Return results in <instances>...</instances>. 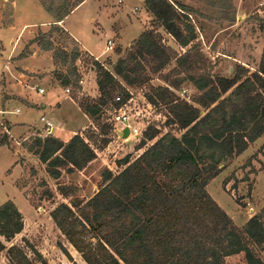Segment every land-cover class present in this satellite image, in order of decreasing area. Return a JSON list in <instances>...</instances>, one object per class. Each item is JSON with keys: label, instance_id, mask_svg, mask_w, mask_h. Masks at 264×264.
I'll return each instance as SVG.
<instances>
[{"label": "trees", "instance_id": "trees-1", "mask_svg": "<svg viewBox=\"0 0 264 264\" xmlns=\"http://www.w3.org/2000/svg\"><path fill=\"white\" fill-rule=\"evenodd\" d=\"M40 1L55 19L32 42L53 51L55 65L62 62L66 70L57 74L62 84L78 85L81 73L76 62L81 50L74 46L68 51L51 38L65 32L60 22L84 0ZM144 2L158 26L182 47L191 45L197 36L188 21L190 6L179 0ZM225 19L234 21L235 15ZM134 48L113 65L114 73L92 59L100 102L80 104L90 118L100 113V105L120 86L116 75L128 85L145 83L139 58L158 60L157 71L172 59L168 47L152 31L143 32ZM193 48L176 58L186 72L199 62H188ZM187 79L201 91L194 101L203 109L176 98L169 87L158 88L160 100L168 107V123L184 130L181 136L148 126L136 146L144 151L134 159L129 154L120 160L123 168L118 173L104 169L103 183L91 198L84 203H61L52 210L56 225L87 264H225L227 257L239 253H244L246 264H264V207L239 228L207 191L209 181L231 158L264 135V49L254 72L239 64L232 77L189 74ZM147 97L157 103L153 96ZM7 141L5 133L0 145ZM28 151L38 155L54 177L60 176L59 166H68L69 171L83 169L97 156L79 133L67 142L53 135L37 136ZM62 193L69 194L65 189ZM92 227L101 230L96 242L87 239L86 230ZM23 228L14 201L0 205V253L7 250L10 264H35L21 246L7 247ZM31 249L36 260L46 264L44 256Z\"/></svg>", "mask_w": 264, "mask_h": 264}, {"label": "rangeland", "instance_id": "rangeland-1", "mask_svg": "<svg viewBox=\"0 0 264 264\" xmlns=\"http://www.w3.org/2000/svg\"><path fill=\"white\" fill-rule=\"evenodd\" d=\"M144 1L88 0L65 18L62 26L83 35L94 50L103 49L108 39L115 42L112 51H104L97 59L112 73L115 63L128 56L130 50L135 51V42L145 31L158 36L170 50L172 59L157 71L158 60L139 58L142 62L141 76L146 80L142 85H128L116 75L120 86L113 91L111 98H106L105 104L100 105V113L85 124H75L71 128L95 148L96 158L83 169L69 171L68 166H59L60 176L54 177L39 156L28 151L37 137L35 127L29 131L30 134L20 131L12 136L7 133L6 127L11 123L8 118L18 121L29 117L26 109L22 114H9L7 118L2 116V112L14 109L18 103L15 85L23 60L35 66L36 73L26 74L33 89L36 85L44 87L46 92L56 89L68 104L99 103L101 93L96 83L97 73L92 67L94 56L82 50L65 28L63 33H54L51 39L56 46L66 45L68 51L78 46L82 53L76 63L84 83L62 84L57 79L60 69L66 70L62 62L55 65L53 51L43 50L32 42L40 29H49L46 23L55 18L40 0H0V137L8 134V143L0 148V205L13 200L24 221L23 230L7 243V247L13 244L21 246L35 264L41 263L36 260L31 246L44 256L46 264H87L56 225L52 210L61 203H84L91 198L103 183L104 169L118 173L123 168L118 164L120 160L129 154L134 159L144 151V148L137 149L136 146L148 126H157L162 134L171 132L181 136L184 132L178 125L168 123V107L160 100L158 88L169 87L176 98L203 109L194 101L201 91L187 79L189 74L232 77L239 64L250 72L259 68L264 49V29L261 27L264 0H179L192 8L188 21L196 28L197 37L188 47L179 45L165 28L157 25ZM135 6L138 8L134 10ZM127 9L134 10L132 15ZM232 14L235 15L234 21L225 19ZM147 15L150 19L146 18ZM133 18L144 21L143 30L136 37L138 31H128ZM191 46L194 48L188 62H199L192 63V69L186 72L176 58ZM178 82L181 83L178 85ZM68 86L70 93L65 91ZM124 89L129 92V97L125 96ZM148 95L153 96L157 103H151ZM123 110L131 116L132 124L140 128L139 137L123 138L116 133L118 125L114 122V115ZM40 113L38 110L32 112L41 126ZM63 189L69 194L64 195ZM207 191L239 228L259 213L264 207V135L246 152L231 158L209 181ZM86 231L87 239L92 242L97 241L95 236L101 232L97 227ZM261 254L264 257V252ZM0 264H10L7 250L0 253ZM225 264H246L244 253L227 257Z\"/></svg>", "mask_w": 264, "mask_h": 264}, {"label": "crops", "instance_id": "crops-1", "mask_svg": "<svg viewBox=\"0 0 264 264\" xmlns=\"http://www.w3.org/2000/svg\"><path fill=\"white\" fill-rule=\"evenodd\" d=\"M87 1L88 0H84L82 3L87 2ZM82 3H80V5ZM137 8L138 6L137 7L135 6L134 10ZM134 10H128V11L132 15L131 11H134ZM113 14H114V11L112 12V15ZM146 18L150 19L148 15L146 16ZM133 19H131L132 21L129 22L128 31L129 30L130 32L138 31L136 35L134 36L136 37L139 34V32L143 30L144 21L143 20L136 21L135 19L134 20ZM64 20L65 19H63V21L60 22L61 25L63 26H64ZM53 21L54 19L52 18L51 21H48L46 23V25L50 24ZM119 21L122 23L121 18L119 19ZM65 29L78 41L82 50L88 52L90 55L94 56L96 59H99L103 55V53H105L104 51H106L107 42L105 44V47H103V49L101 48L99 50H94V47L85 39L83 35L79 33L71 32L67 28ZM124 29H125V26L123 27L122 30ZM111 33L113 34V31ZM20 66H21V70L17 72L18 73V83L15 85V89L17 90L16 95L18 97L17 99L18 103L15 106L16 109L14 108L10 111L6 110L4 113L2 112V116L7 118L9 117L8 116L9 114L11 115L22 114L26 109V111L28 112L27 116L29 117H25L18 121L11 120L8 118V120L11 123L8 124L6 127L7 133L12 136L16 132H20V131L27 132L30 134L29 131L35 127L37 136H41L42 133L45 132L43 130L44 122L41 120V117L45 116L47 119L51 120L54 123V126L56 127V129H54L50 135L58 137L65 142L69 141L73 135L77 134V132H75L71 128H73L75 124H78V125L85 124L88 120H90V117L75 102L72 104L66 103L65 102L66 99L64 98L63 100L62 97L59 96L60 94H58L56 89L54 90L51 89L50 91L46 92L44 87H40L38 85H36L35 89H33V87L30 84H28L29 81L27 82L26 74L36 73L35 66H30L29 64L26 63V60L21 61ZM36 66L38 65L36 64ZM37 86L38 88H42L44 92L39 93L37 90ZM17 109H20V111L16 112ZM37 110L41 112L40 117H39L40 122L43 123L41 124V126H40V123L38 124V122L34 119L33 114H32V112L37 111ZM253 143L250 144L249 147H251ZM1 147H4V146L0 145V148ZM249 147L247 149H249ZM247 149L244 152H246Z\"/></svg>", "mask_w": 264, "mask_h": 264}, {"label": "built area", "instance_id": "built-area-1", "mask_svg": "<svg viewBox=\"0 0 264 264\" xmlns=\"http://www.w3.org/2000/svg\"><path fill=\"white\" fill-rule=\"evenodd\" d=\"M115 47V42L112 39H109L107 41V45H106V51H112ZM80 84L84 83L83 79L79 80ZM39 93H43L44 90L42 88H37ZM65 91L67 93L71 92V88L70 86H68ZM20 109H17L16 112H19ZM41 120L44 122V131L45 134L44 136H48L50 135L55 126L54 123L47 119L45 116L41 117ZM114 122L118 125V127L115 129L116 133L120 136V137H124V129L126 127L129 128V136H134V137H139L141 134L140 128L136 127L134 124H132V120H131V116L127 113V111H119L114 115ZM42 136V135H41Z\"/></svg>", "mask_w": 264, "mask_h": 264}, {"label": "water", "instance_id": "water-1", "mask_svg": "<svg viewBox=\"0 0 264 264\" xmlns=\"http://www.w3.org/2000/svg\"><path fill=\"white\" fill-rule=\"evenodd\" d=\"M128 136H129V128L126 127V128L124 129V137L126 138V137H128Z\"/></svg>", "mask_w": 264, "mask_h": 264}]
</instances>
